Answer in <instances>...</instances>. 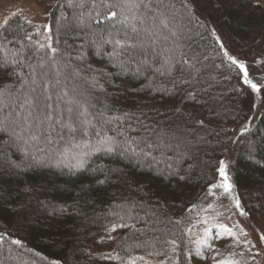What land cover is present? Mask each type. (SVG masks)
Segmentation results:
<instances>
[{"label": "trees", "instance_id": "trees-1", "mask_svg": "<svg viewBox=\"0 0 264 264\" xmlns=\"http://www.w3.org/2000/svg\"><path fill=\"white\" fill-rule=\"evenodd\" d=\"M34 1L49 32L18 13L0 21V256L194 264V230L231 154L238 203L264 221V90L253 118L228 57H264L261 0ZM111 231L114 252L93 251Z\"/></svg>", "mask_w": 264, "mask_h": 264}, {"label": "rangeland", "instance_id": "rangeland-1", "mask_svg": "<svg viewBox=\"0 0 264 264\" xmlns=\"http://www.w3.org/2000/svg\"><path fill=\"white\" fill-rule=\"evenodd\" d=\"M74 1L76 2V0ZM75 2L71 3L69 13L74 11L72 8L75 7ZM261 3L264 5V0H261ZM16 13L21 14L25 20L38 27L43 26L45 31L49 32L50 26L48 24L47 13L39 2L36 3L34 0H0V21L7 22V20ZM177 13L176 16L181 17V15ZM67 27L68 23L61 29L60 47H69L71 49L72 45L69 43L70 38L67 37L65 31ZM74 28H76V26H74ZM180 28L179 25L174 26L176 31H179ZM115 37L113 42H117ZM142 39L141 42H134L135 46L140 47L144 51L147 50L151 52V48H153L151 39ZM95 43L98 45L100 41H96ZM98 49L101 50V47ZM228 57L231 61L236 60L240 64H243L247 70L248 78L253 83H257L261 86L260 91L256 92L252 90L249 85L244 83L250 93L252 102L251 115L254 118L260 114L261 95L264 90V73L263 75L259 73L264 63V57L260 56L256 62L251 64L240 61L236 56L229 55ZM150 60V58H147L140 61L139 65L135 66V69L141 71L143 68L148 67L151 62ZM235 66L238 67L237 64H235ZM41 105L42 108L44 106H46V108L48 107V105L42 103ZM246 127L247 124H244V126L234 131L233 139L235 143ZM233 155L234 154H231V159ZM231 159H226L221 163V167H224L227 172L229 178L228 182L232 185L231 192L226 191V189L221 186L223 184V178L219 175V180L208 192L210 196L213 197L211 202L202 207L201 216L197 224L198 226L194 230V264H264V239H261V237H264V221L256 225L251 224L240 205L237 207L239 203L229 171ZM241 213H243V215ZM114 239L113 232L111 231L108 235L92 244L91 248L95 252L110 255L115 249ZM5 256L9 261H6ZM5 256H0L4 264H25V261H28L26 257H22L13 250H9L8 254L5 253ZM143 264L176 263L171 260L155 259L149 260Z\"/></svg>", "mask_w": 264, "mask_h": 264}, {"label": "snow or ice", "instance_id": "snow-or-ice-1", "mask_svg": "<svg viewBox=\"0 0 264 264\" xmlns=\"http://www.w3.org/2000/svg\"><path fill=\"white\" fill-rule=\"evenodd\" d=\"M112 15H115V13H112ZM234 64H237V66L241 69L242 73H243V82L247 85H249L251 87L252 90L259 92L260 91V85L257 83H253L249 78H248V73L247 70L245 68V66L243 64H240L238 61L233 60L232 61ZM226 167V166H225ZM220 175L223 178V184L221 185L222 187H224L226 189V191L231 192L232 190V185L228 182L229 178L227 175V172L225 171V168L222 167L220 169ZM237 207H239V204H237ZM243 215V213H241ZM227 230V229H226ZM210 234V233H209ZM261 239H264V237H261ZM17 243H19L17 241Z\"/></svg>", "mask_w": 264, "mask_h": 264}]
</instances>
